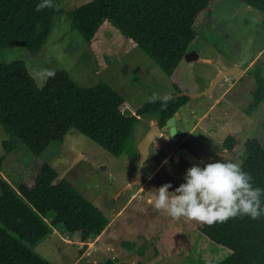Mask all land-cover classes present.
I'll use <instances>...</instances> for the list:
<instances>
[{
	"label": "rangeland",
	"instance_id": "1",
	"mask_svg": "<svg viewBox=\"0 0 264 264\" xmlns=\"http://www.w3.org/2000/svg\"><path fill=\"white\" fill-rule=\"evenodd\" d=\"M87 1L61 3L68 10ZM246 7L237 0H219L211 9L209 21L200 27L189 49L199 58L181 61L179 80L189 100L177 112V142L171 141L167 130L154 139L138 183H133L138 157L126 153L114 156L74 128L62 141L51 142L36 161L16 137L15 148L7 152L2 143L10 136L0 125V158L4 156L0 178L17 188L21 182L32 183L41 161L57 174L72 165L66 180L109 219L99 236L84 242L81 253L83 242L66 234L61 223L33 246L34 251L51 264H96L109 257H117L121 264H214L229 256V249L196 229L198 222L186 217L173 219L164 211L154 210L150 201L163 184L170 183L169 192H174L186 182L185 173L194 165L175 160L173 152L180 142L197 158L205 159L197 165L203 168L222 160L221 145L228 135L242 143L264 134V100L253 111L247 110L257 64L264 75V13ZM13 60H25L46 72L64 69L83 87L106 82L124 97L127 114L148 102L153 92L173 94L159 66L111 23L99 31L95 45L90 47L71 26L67 13L54 16L51 32L38 52L23 46L1 49V62ZM223 65L242 72L226 74L211 92H204ZM149 120L156 122L150 116L141 117L135 129L137 141ZM243 158L239 152L237 158L229 160L240 165ZM52 217L49 213L44 220L50 224ZM123 241L134 243V249L125 248ZM137 248L142 253L136 252Z\"/></svg>",
	"mask_w": 264,
	"mask_h": 264
},
{
	"label": "trees",
	"instance_id": "2",
	"mask_svg": "<svg viewBox=\"0 0 264 264\" xmlns=\"http://www.w3.org/2000/svg\"><path fill=\"white\" fill-rule=\"evenodd\" d=\"M218 1L89 0L66 10L61 0H54L58 10L36 11L41 0H0V51L23 46L38 52L51 32L54 16L67 13L71 26L90 47L99 31L111 23L159 66L173 89L167 107L148 101L127 114L124 97L106 82L83 87L64 69L46 72L25 60L0 61V125L10 136L2 143L5 150L15 148L16 137L38 161L51 142L62 141L74 128L114 156L138 157L135 129L141 117L150 116L164 125L189 100L179 80L181 61ZM237 1L264 13V0ZM253 76L248 112L264 100V75L258 64ZM223 145L234 155H244L240 166L252 176L254 186L264 188V134L242 143L230 134ZM37 166L31 184L24 181L15 188L0 178V264H51L32 248L59 223L66 234L82 242L99 236L109 224L107 216L65 177L52 184L57 172L48 163L41 161ZM261 201L264 205V196ZM49 213H53L50 224L44 220ZM196 229L230 250L228 257L214 264H264V216L256 220L238 216L214 226L199 223ZM122 244L134 249L132 242ZM96 264L121 263L109 257Z\"/></svg>",
	"mask_w": 264,
	"mask_h": 264
},
{
	"label": "clouds",
	"instance_id": "3",
	"mask_svg": "<svg viewBox=\"0 0 264 264\" xmlns=\"http://www.w3.org/2000/svg\"><path fill=\"white\" fill-rule=\"evenodd\" d=\"M45 8L58 10L59 5L54 0H41L36 11ZM170 99L169 94L153 92L149 102L159 101L163 107H167ZM184 180L186 182L174 192H169L172 187L170 183L155 189L156 195L152 197L154 207L173 219L186 217L207 226L225 223L238 216L246 215L253 220L264 216L261 201L264 188L254 186L252 176L225 157L221 161L209 162L203 168L197 165L190 167Z\"/></svg>",
	"mask_w": 264,
	"mask_h": 264
},
{
	"label": "water",
	"instance_id": "4",
	"mask_svg": "<svg viewBox=\"0 0 264 264\" xmlns=\"http://www.w3.org/2000/svg\"><path fill=\"white\" fill-rule=\"evenodd\" d=\"M246 8H250V6H247ZM184 58L186 60H193V59H198L199 55L197 52H195L194 50H191L189 52H187L184 55ZM237 72H233V74L235 76H237L238 73L242 72V69H237V68H233V69H229L227 66L223 65L222 66V71L214 78V80L212 81V83L210 84V86L207 88V90H205L204 92H211L213 90V88L215 87L216 83L222 78L224 77L226 74H229L232 71H236ZM176 116L177 113H175L174 115L170 116L164 125V128H168L169 132L171 134V137L173 138V141L176 142V138H177V129H176ZM161 134V131L159 130V128L155 125V124H151V126L147 129V131L143 134V136L138 140L136 147H137V151H138V160H139V167H138V172L136 175V178L134 179L133 183H138V181H141V170L144 166L145 161L148 159L149 154H150V147L152 142L154 141V139ZM175 156L176 158L183 156L187 161H189L190 163H192V165H200L202 164L205 159H199L197 158L195 155H193L191 152H189L187 150V148L185 147H178L175 150ZM226 156L229 159H233L234 156L228 152L227 150L224 149L223 152L220 153L219 157H224ZM72 167V165H70L66 170H64L62 173L57 174V176L54 178V180L52 181V184H56L59 183L67 174L68 170ZM151 207L154 210H157L154 207L153 204V200L151 199L150 201Z\"/></svg>",
	"mask_w": 264,
	"mask_h": 264
},
{
	"label": "flooded vegetation",
	"instance_id": "5",
	"mask_svg": "<svg viewBox=\"0 0 264 264\" xmlns=\"http://www.w3.org/2000/svg\"><path fill=\"white\" fill-rule=\"evenodd\" d=\"M189 51H191V50H189ZM188 51V52H189ZM155 121H156V119H155ZM154 121L153 120H149V122H148V124H147V127L145 128V130H144V132L142 133V134H144L146 131H147V129L151 126V124H155L158 128H159V130L161 131V134L160 135H158L157 137H160L161 135H162V132H163V130H167L168 131V133H169V129L168 128H164V125H159L158 124V122L156 121L155 123H153ZM170 134V133H169ZM143 136V135H142ZM178 137H179V134H178ZM171 141L175 144L176 142H177V138H176V142H174L173 141V138H171ZM178 147H184V146H182V144H181V142H180V144H178L177 145V148ZM176 148V149H177ZM221 148H223V149H225V150H227L228 152H229V150H228V148L227 147H225L224 145H223V143H222V145H221ZM175 149V150H176ZM175 150H174V152H173V154H174V158H175V160L177 161V162H180V163H184V161H187L183 156H180V157H178V158H176V156H175ZM233 156H234V158H237L238 157V155H234L233 153H231ZM225 158H227L226 156H224ZM222 158V157H221ZM220 158V159H221ZM227 159H229V158H227Z\"/></svg>",
	"mask_w": 264,
	"mask_h": 264
},
{
	"label": "crops",
	"instance_id": "6",
	"mask_svg": "<svg viewBox=\"0 0 264 264\" xmlns=\"http://www.w3.org/2000/svg\"><path fill=\"white\" fill-rule=\"evenodd\" d=\"M69 240V239H68Z\"/></svg>",
	"mask_w": 264,
	"mask_h": 264
}]
</instances>
